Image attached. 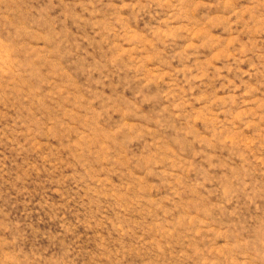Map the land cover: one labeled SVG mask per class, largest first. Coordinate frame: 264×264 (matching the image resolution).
<instances>
[{
    "label": "rangeland",
    "instance_id": "rangeland-1",
    "mask_svg": "<svg viewBox=\"0 0 264 264\" xmlns=\"http://www.w3.org/2000/svg\"><path fill=\"white\" fill-rule=\"evenodd\" d=\"M0 264H264V0H0Z\"/></svg>",
    "mask_w": 264,
    "mask_h": 264
}]
</instances>
